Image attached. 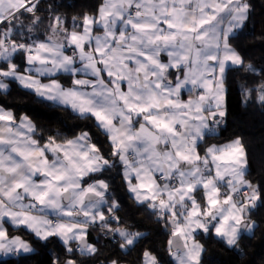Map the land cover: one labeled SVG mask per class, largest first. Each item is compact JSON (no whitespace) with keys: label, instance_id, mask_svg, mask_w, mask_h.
<instances>
[{"label":"snow or ice","instance_id":"snow-or-ice-1","mask_svg":"<svg viewBox=\"0 0 264 264\" xmlns=\"http://www.w3.org/2000/svg\"><path fill=\"white\" fill-rule=\"evenodd\" d=\"M39 4L0 0V24L5 25L0 28V61L5 62L0 89L6 90L4 80L12 79L82 118H94L109 139V157L124 167L133 198L170 222V235L180 237L175 252L172 239L168 241L177 264H201L204 249L194 239L198 229L229 246L252 233L256 223L250 213L257 202L264 205V192L246 179L248 153L242 138L211 145L203 156L197 151L226 114V68L244 64L230 37L248 19L246 0H101L94 14L73 17L71 29L62 16L51 15V34L44 40L32 38L42 23ZM25 14L28 25L20 20ZM225 22L227 27H221ZM69 48L72 55L66 54ZM17 54L24 57V71L13 62ZM57 73L70 74L71 86L52 78ZM39 77L50 81L43 83ZM184 90L187 99L182 98ZM250 91H258L264 104V84ZM0 122V253L33 250L9 235V222L44 240L60 237L69 253L76 242L81 255L98 252L85 239L88 226L97 221L106 234L119 236L121 249H131L140 240L143 233L111 227L118 221L111 215L119 207L115 201L105 218V181L82 186L83 176L112 167L89 133L60 143L49 137L41 144L33 138L35 126L28 117L17 123L11 111L0 108ZM221 186L227 189L223 194ZM198 189L205 191L203 208L193 195ZM143 257V264H159L151 252Z\"/></svg>","mask_w":264,"mask_h":264},{"label":"trees","instance_id":"trees-1","mask_svg":"<svg viewBox=\"0 0 264 264\" xmlns=\"http://www.w3.org/2000/svg\"><path fill=\"white\" fill-rule=\"evenodd\" d=\"M246 2L250 5L248 19L230 37L232 47L240 54L244 64L232 66L226 71V114L208 140L222 144L237 137L242 138L248 153L246 179L264 192V104L258 100V91H250L259 89L264 84V0ZM100 3L101 0H40L37 15L41 17L42 23L34 29L32 38L44 40L51 34L48 32L51 15L62 16L66 26L71 29L73 17L79 18L85 13L94 14ZM20 20L24 25L30 22L27 14L20 17ZM4 27L5 25H1L0 28ZM14 38L20 39L19 36ZM13 62L19 66L18 70L26 67L22 54H17ZM248 65H252L255 71L248 70ZM4 66L5 62L0 61V67ZM58 78L63 85L71 86L70 75L60 74ZM0 106L12 109L16 120L22 115L30 117L35 126L34 135L41 144L47 143L49 137L60 143L81 132L89 133L91 141L110 159L112 167L83 178V185L94 180L105 181L109 185L105 195L108 204L103 205L105 218L110 216L106 211L108 205L113 201L119 205L111 214L118 217V221H112L111 227L143 233L131 249H121L120 238L112 234L103 235L102 231L107 233V229L96 222L88 226L86 237L98 252L89 256L81 255L75 250L76 242L71 244L74 251L69 253L58 236L42 240L26 227H9V234L22 236L36 250L30 254L1 258L0 264H57V261L64 264L68 259H75L76 264H110L114 259L119 264H142L145 251L151 252L159 264H174L168 244L169 239H172L170 222L162 221L151 207L140 204L133 198L123 177L124 167L116 158L109 157V139L97 127L94 118H82L69 107L43 99L17 81H11L8 91L0 92ZM196 193L198 201L204 207L203 190L198 189ZM250 215L256 227L252 233H244L237 246H229L211 232L198 233L196 237L204 245L201 264H264V205L257 202Z\"/></svg>","mask_w":264,"mask_h":264},{"label":"crops","instance_id":"crops-1","mask_svg":"<svg viewBox=\"0 0 264 264\" xmlns=\"http://www.w3.org/2000/svg\"><path fill=\"white\" fill-rule=\"evenodd\" d=\"M1 25L2 24H0V27H1ZM227 25V23L225 22L223 25H221V27H225ZM236 31V30H235ZM94 33H97V34H99L98 32H97V30L96 29H94ZM66 54H68V55H72V49L71 48H69V49H66ZM160 59L163 61V62H167L168 61V57L165 55V54H163V53H161V56H160ZM27 67V66H26ZM25 67V68H26ZM25 68L23 69V70H19V71H24L25 70ZM228 69V68H227ZM60 74H67V73H57L54 77H52V78H56V79H58L59 80V75ZM226 74V73H225ZM67 75H70V74H67ZM71 76V75H70ZM72 77V76H71ZM83 78H89V77H83ZM39 79H41V81L43 82V83H48L49 81H50V78L49 77H39ZM11 81H15V80H12V79H5L4 80V82L5 83H7L8 84V88L5 90V89H0V92H5V91H8L9 90V88H10V83H11ZM18 82V81H17ZM59 82H60V80H59ZM61 83V82H60ZM62 84V83H61ZM65 86V85H64ZM66 87H70V86H66ZM189 97V93L187 92V90H184V91H182V98L183 99H187ZM50 101V100H49ZM53 102V101H52ZM55 103V102H54ZM57 104V103H56ZM58 105H61V104H58ZM62 106H65V105H62ZM67 107V106H66ZM0 108H3V109H5L6 111H11L13 114H14V112H13V110L12 109H9V108H6V107H2V106H0ZM70 108V107H69ZM71 109V108H70ZM28 117L27 115H22L19 119H17V123L20 121V119L22 118V117ZM28 119L32 122V120H31V118L30 117H28ZM3 122H0V124H2ZM32 124H33V122H32ZM26 131V130H25ZM33 135V138L34 139H36V137H35V135L34 134H32ZM79 135V134H78ZM78 135H76V136H78ZM75 136V137H76ZM75 137H73V138H75ZM72 138V139H73ZM37 140V139H36ZM232 141V140H231ZM231 141H228V142H226V143H222V144H219V143H216V142H213V141H211V142H209V140H208V137H206L205 138V140L204 141H202V142H200V144L198 145V148H197V151L200 153V155L201 156H203L204 155V152H205V150H206V148L207 147H209V146H211V145H217V146H222V145H225V144H228V143H230ZM92 142V141H91ZM93 143V142H92ZM94 144V143H93ZM49 155V159H51V154H48ZM123 172H124V168H123ZM90 174H92V173H88L87 175H85V176H83L82 177V181H83V178H85V177H87L88 175H90ZM156 178H157V182L158 183H160L161 181L159 180V176H158V174L156 175ZM227 178V177H226ZM93 182V181H92ZM92 182H90L89 184H92ZM137 181H133V183H136ZM87 185L88 184H86V185H83V182H82V186L83 187H87ZM128 187V186H127ZM223 187V186H222ZM223 190L224 191H227V189L225 188V187H223ZM130 192V191H129ZM204 193V192H203ZM132 194V193H131ZM193 195L195 196V197H197V199H198V196H197V193H196V191L193 193ZM132 196H133V194H132ZM204 196H205V194H204ZM206 199V198H205ZM65 203H66V201H65ZM54 219V218H53ZM90 225H93V224H90ZM9 227H14V228H18V227H24V226H14V225H12L10 222L9 223H6L5 224V228L8 230L9 229ZM27 228V227H26ZM30 232H32V230L31 229H29V228H27ZM9 232V231H8ZM33 234H35L34 232H32ZM10 236H13V237H19L21 240H23V241H25L26 243H28L29 244V246L33 249L31 252H20V253H17V254H30V253H33L36 249H35V247H34V245H32L28 240H25L22 236H20V235H18V234H9ZM51 237V236H50ZM49 237V238H50ZM119 237V236H118ZM40 238V237H39ZM41 239V238H40ZM42 240H44V239H42ZM12 255H15V254H7V255H5V254H2V253H0V259L1 258H5V257H9V256H12Z\"/></svg>","mask_w":264,"mask_h":264},{"label":"rangeland","instance_id":"rangeland-1","mask_svg":"<svg viewBox=\"0 0 264 264\" xmlns=\"http://www.w3.org/2000/svg\"><path fill=\"white\" fill-rule=\"evenodd\" d=\"M225 27H227V25L225 26ZM235 32V31H234ZM226 71H227V68H226ZM226 73V72H225ZM224 87H225V99H224V110H225V113H226V85L224 84ZM95 181H98V180H94L92 183H94ZM203 192H204V194H205V191L203 190ZM225 191L223 190V187L221 186V194H223ZM195 197V196H194ZM205 198H206V195H205ZM105 199H106V196H105ZM195 200L197 201V203L201 206V208H203L202 207V205H201V203L198 201V199H197V197H195ZM205 204H206V199H205ZM104 206L102 205V208H103ZM50 218H54L55 219V217L54 216H50ZM97 222H99V221H97ZM170 225H171V223H170ZM198 233H204L202 230H197L195 233H194V239H195V241L196 242H198V243H200L202 246H203V249H204V245H203V242H202V240H200V239H198L196 236H197V234ZM204 234H208V233H204ZM214 234V233H213ZM250 234V233H249ZM215 235V234H214ZM216 236V235H215ZM217 237V236H216ZM60 238V237H59ZM219 238V237H218ZM60 240H62L61 238H60ZM63 242V241H62ZM191 242V241H190ZM64 243V242H63ZM73 243H75V242H72L71 244H73ZM92 244V243H91ZM171 251L172 252H175V251H177V249H171ZM203 253V252H202ZM202 253H201V256H200V260H201V257H202ZM153 255V254H152ZM172 256V255H171ZM172 258H173V261H174V264H177V261L174 259V257L172 256ZM143 260H144V257H143ZM142 264H143V262H142Z\"/></svg>","mask_w":264,"mask_h":264},{"label":"water","instance_id":"water-1","mask_svg":"<svg viewBox=\"0 0 264 264\" xmlns=\"http://www.w3.org/2000/svg\"><path fill=\"white\" fill-rule=\"evenodd\" d=\"M85 239H86L87 242L89 243L88 238L85 237ZM172 241H173V244H172V246H171L172 249H177L178 247L181 246L180 237H172Z\"/></svg>","mask_w":264,"mask_h":264},{"label":"built area","instance_id":"built-area-1","mask_svg":"<svg viewBox=\"0 0 264 264\" xmlns=\"http://www.w3.org/2000/svg\"><path fill=\"white\" fill-rule=\"evenodd\" d=\"M102 234L105 235V234H106V231L103 230V231H102Z\"/></svg>","mask_w":264,"mask_h":264}]
</instances>
